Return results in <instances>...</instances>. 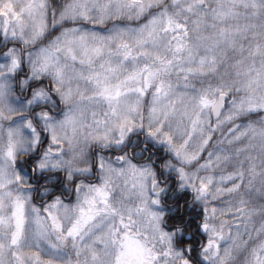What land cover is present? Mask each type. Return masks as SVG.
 <instances>
[{"label": "snow or ice", "instance_id": "6c2138e0", "mask_svg": "<svg viewBox=\"0 0 264 264\" xmlns=\"http://www.w3.org/2000/svg\"><path fill=\"white\" fill-rule=\"evenodd\" d=\"M0 264H264V0H0Z\"/></svg>", "mask_w": 264, "mask_h": 264}]
</instances>
